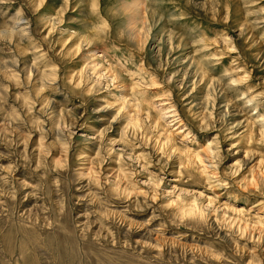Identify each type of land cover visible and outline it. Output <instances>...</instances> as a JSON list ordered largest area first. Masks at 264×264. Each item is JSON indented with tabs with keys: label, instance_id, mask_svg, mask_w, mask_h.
<instances>
[{
	"label": "rangeland",
	"instance_id": "1",
	"mask_svg": "<svg viewBox=\"0 0 264 264\" xmlns=\"http://www.w3.org/2000/svg\"><path fill=\"white\" fill-rule=\"evenodd\" d=\"M0 264H264V0H0Z\"/></svg>",
	"mask_w": 264,
	"mask_h": 264
},
{
	"label": "bare ground",
	"instance_id": "2",
	"mask_svg": "<svg viewBox=\"0 0 264 264\" xmlns=\"http://www.w3.org/2000/svg\"><path fill=\"white\" fill-rule=\"evenodd\" d=\"M141 2V1H140ZM143 2V1H142ZM139 2H138V6H139ZM142 4V3H141ZM136 6H137V4H136ZM143 7V6H142ZM157 103H159V105L158 104H156L155 106H156V109H157V116H156V123H157V125L158 124H162V121L163 120H166L167 121V119L168 118H172L173 120H172V123H170V126L172 125V126H179V125H181L182 124V120L179 118V116H178V114H177V112L175 111V110H168L169 109V107H167V103L166 102H164L163 100L161 101L160 100V102H157ZM168 110V111H167ZM177 110V109H176ZM159 116V117H158ZM164 127V126H163ZM176 129V128H175ZM177 129H179V128H177ZM164 131H167L170 135H172L173 134V130L172 131H170L169 129H168V127H166L165 128V130ZM178 133L179 134H184V136L185 135H188L189 133H186V130H179L178 131ZM174 135V134H173ZM209 150V149H208ZM207 153V152H206ZM197 157H206L207 159H209V157H208V154H206L205 155V153H203V152H199V153H197V154H195ZM204 162V161H203Z\"/></svg>",
	"mask_w": 264,
	"mask_h": 264
}]
</instances>
